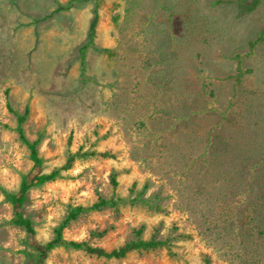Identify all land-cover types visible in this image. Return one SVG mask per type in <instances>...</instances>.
Masks as SVG:
<instances>
[{
	"label": "rangeland",
	"instance_id": "obj_1",
	"mask_svg": "<svg viewBox=\"0 0 264 264\" xmlns=\"http://www.w3.org/2000/svg\"><path fill=\"white\" fill-rule=\"evenodd\" d=\"M263 28L264 0H0V186L15 192L21 176L30 182L80 155L29 186L21 212L31 234L11 222L0 191V264H34L32 246L98 196L121 199L78 214L64 238L110 250L140 227L169 246L121 257L56 246L44 264H231L201 224L200 158L181 165L201 130L264 146ZM9 107L28 108L22 127L38 139L39 169ZM251 183L239 190L246 197L258 189ZM137 194L152 206L128 200Z\"/></svg>",
	"mask_w": 264,
	"mask_h": 264
},
{
	"label": "trees",
	"instance_id": "obj_2",
	"mask_svg": "<svg viewBox=\"0 0 264 264\" xmlns=\"http://www.w3.org/2000/svg\"><path fill=\"white\" fill-rule=\"evenodd\" d=\"M93 36L94 22L92 21L88 28L85 48L92 45ZM262 38H264V28L257 35V40ZM10 110L15 116L13 129L17 138L25 145L32 167L39 169L42 159L37 150L38 139L29 140L22 127L28 108L24 107L22 112ZM210 132V129L201 130L194 139L192 147L194 154L189 158L190 162L184 161L182 165L185 164V166L181 165V167H187L191 162L193 163L195 157V160L200 158L201 163L198 169L200 174L196 177L198 181L196 194L199 199L201 224L207 231V235L222 242L231 264H262L264 261V153L262 152L264 146L253 144L246 147L236 142L231 143L225 138L213 141L210 139ZM251 155L254 159H251ZM76 156H80L79 153H69L61 166L54 167L48 172L34 174L30 182L24 175L21 176L15 192L7 191L0 186V191L8 198L11 205V222L14 225L22 228L26 233H33L30 220L21 212L26 191L32 183L39 184L57 178L61 170L71 166ZM243 171L247 172L246 181L240 177ZM249 181L253 182L251 185H257L258 189L252 196L246 197L245 192L242 193L239 190L244 183L248 185ZM110 182L114 188L117 183L114 174H111ZM210 187L214 188L210 190ZM120 199L116 196L108 198L98 196L90 205L72 206L52 228L50 238L32 246L33 263L44 264L48 252L56 246L82 249L104 257H121L133 249L148 250L159 246H169L167 238L155 239L153 236L148 239L143 238L140 227L135 230L133 239L110 250L63 237V228L78 214L103 206H114ZM128 200L132 203L142 202L152 206L140 194L128 197ZM153 207L158 208L159 205H153ZM204 264H209L207 258L204 259Z\"/></svg>",
	"mask_w": 264,
	"mask_h": 264
}]
</instances>
